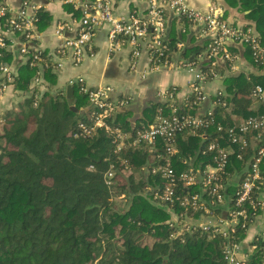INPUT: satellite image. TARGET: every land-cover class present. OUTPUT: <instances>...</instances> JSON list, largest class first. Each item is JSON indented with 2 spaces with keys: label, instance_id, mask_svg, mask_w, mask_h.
Listing matches in <instances>:
<instances>
[{
  "label": "trees",
  "instance_id": "obj_1",
  "mask_svg": "<svg viewBox=\"0 0 264 264\" xmlns=\"http://www.w3.org/2000/svg\"><path fill=\"white\" fill-rule=\"evenodd\" d=\"M225 1L246 11L258 41L264 44V0ZM40 12L37 24L43 26L49 17ZM0 28H8L5 16L0 17ZM173 40L168 41L169 48ZM244 45L250 62L261 69L263 65L253 61ZM204 47L205 40L186 47L181 54L196 57ZM38 51L47 60L45 52ZM10 58L9 51L0 48V63L7 64ZM50 64L46 61L43 67L46 85L35 106L32 98L37 87L29 85L36 67L27 60L18 67L11 86L26 94L15 108L3 113L0 122V264H224L221 235L209 237L199 229L175 233L170 225L173 212L198 218L200 211L183 210L178 203L161 207L152 200L149 187L160 184L161 179L144 170L161 162L156 154H163L164 142L131 144L135 130L152 122L156 109L169 103L148 99L132 121L127 119V109L105 117L110 130L118 128L128 136L119 149L113 134L102 126L94 127L87 136H73L78 123L91 126L96 109L77 86L72 87L71 97L61 89H52L56 77ZM207 68L202 65L203 70ZM255 85L264 90V71L226 76L222 94L199 106L191 104L189 96L186 105L175 99L178 113L198 115L205 122L193 134L186 129L175 136L177 153L170 157L175 172L187 169L183 160H191L193 166L211 160L203 151L208 142L217 140V124L226 128L264 110L253 96ZM260 144L255 142L251 149L233 143L241 158L231 156L226 172L232 165L238 170L249 162ZM109 167L114 181L110 189L103 181ZM260 175L264 178V156ZM262 182L256 183L249 200L257 201ZM114 198L124 200V206L119 207ZM246 208L247 226L258 209L249 204ZM211 211L221 214L217 209ZM239 224L234 225L236 241L245 230ZM253 243L255 251L242 264H264V238L256 237Z\"/></svg>",
  "mask_w": 264,
  "mask_h": 264
},
{
  "label": "built area",
  "instance_id": "obj_2",
  "mask_svg": "<svg viewBox=\"0 0 264 264\" xmlns=\"http://www.w3.org/2000/svg\"><path fill=\"white\" fill-rule=\"evenodd\" d=\"M64 1L71 5L78 13V17L73 26L69 23H55L54 33L57 36H60L64 30L70 29V26L73 31V35L63 38L55 49L54 54L57 57L66 54L72 65L79 64L87 54L92 53V39L95 33L104 29L109 51L127 49L131 67L140 55L144 54L154 65H169L173 61L178 67L187 70L191 74L188 93L180 100L176 99L185 105L189 102L188 96L192 98L193 105L199 106L208 101L209 97L203 93V85L216 75L217 60L229 62L234 58L231 49L235 43L246 44L253 61L264 65V44L258 41L249 28L224 20L222 9L214 2L208 3L207 7L201 10L189 7L186 0H135L138 5L135 9L117 13L113 0ZM3 16L8 28H0V48L6 49L8 46V43H5L4 33H12L26 39L33 37L38 11L32 2L22 0L20 5L12 10L4 5V0H0V17ZM171 18L178 25V31L185 33L183 27L179 29V26L185 25V28L191 29L192 34L197 38L198 34L205 37V47L196 57L182 56L181 53L187 45L180 40L179 36L172 41L171 48L168 47V41L171 39L167 37L166 31L168 19ZM20 52L26 56L30 66L36 67L32 79L33 86L37 87V92L32 98V105L35 106L46 85V81L42 78L45 62L51 63V70L59 68L62 63L53 62L50 56L46 60L39 55L38 50L30 51L23 45L20 47ZM202 65L208 68L203 70ZM14 78L15 74L10 72L7 64L0 63V97L4 89L11 86ZM68 83L77 86L78 92L84 93L89 105L96 109L91 126L78 123L73 136H87L94 127L102 126L113 134L116 140L115 148L119 149L128 136L118 128L110 130L104 119L114 113L118 107L125 105L126 100H117L112 88L107 85L89 88L80 78L70 80ZM221 94L222 90L218 89L212 96ZM155 96L169 104L166 107H158L153 121L136 129L131 140L132 145L139 143L154 145L160 140L164 142L163 154H156V158L161 162L153 166L150 171L144 170L146 174H156L161 179L160 184L149 187L152 200L159 206L168 207L178 203L183 210L209 213L227 198L232 205L228 207L225 218H220L219 215L204 218L201 214L197 218L192 213L186 216L184 213L173 212L174 218L169 222L175 233L199 229L207 233L209 237L214 234L221 235L224 264L235 263L238 241L235 239L234 225L238 222L242 229L246 228L248 204L251 208H260L259 200H249V196L256 183L264 181L260 175L264 156V110L255 115L239 118L233 125L226 128L217 124L215 128L219 133L217 140L208 142L203 151L211 160L199 170L190 165V162L187 164L188 160H183L188 165L187 169L175 172L170 164V157L177 153L175 136L186 129L193 134L194 130L204 126L205 122L198 115L178 113L172 91L159 89L155 92ZM253 96L264 106V90L259 85L254 86ZM3 113L0 110V122L3 119ZM206 114H210V111L207 110ZM258 141H261V144L251 155L250 161L245 164L241 179L235 183L236 188L231 199V195L226 193V183L229 180L226 168L230 165L231 156L237 160L241 158V153L232 145L238 144L240 148L249 145L252 149L254 145L250 143ZM103 181L109 189L113 185L111 167L104 172ZM180 190L183 192H179ZM254 215L253 213L252 216ZM261 238H264V231Z\"/></svg>",
  "mask_w": 264,
  "mask_h": 264
},
{
  "label": "crops",
  "instance_id": "obj_3",
  "mask_svg": "<svg viewBox=\"0 0 264 264\" xmlns=\"http://www.w3.org/2000/svg\"><path fill=\"white\" fill-rule=\"evenodd\" d=\"M21 1L4 0V5L15 10ZM29 1L36 6L37 11L46 13L49 20L46 25L39 26L37 24L33 37L28 39L20 38L19 35L12 33H4V37L8 41L6 50L11 55L7 67L13 74L16 75L18 67L27 60L26 56L20 52L21 45L25 46L28 50L44 51L47 57L50 56L52 58L53 62L60 61L62 63L59 68L55 70L50 69L56 77L52 89H61L65 92L66 86H69L72 90V87L76 88V86L69 84L68 81L76 78H80L84 85L89 88L99 85L110 86L115 95L127 97L125 105L118 107L116 111L127 109L129 111L127 116L129 121L134 120L140 115L141 107L146 100L156 99L160 101L155 96V92L159 89L167 90L170 86L175 87L177 90L174 92V98L179 100L188 93V83L191 79V74L187 70L178 67L173 61L169 65H154L144 54L140 55L133 67H131L127 49L122 48L116 51H109L104 29L95 33L92 39V53L87 54L79 64L72 65L66 54L57 57L54 51L63 38L73 35L71 26L77 21L78 13L64 0ZM113 2L114 9L117 13H125L138 6L135 0H113ZM210 2L216 3L222 9V17L224 20H228L238 26L247 27L256 35L253 22L245 16L246 11L239 10L237 6L229 5L225 0H202L201 3H197L195 0H186V4L189 7L201 10L205 9ZM56 22L69 23L71 24L70 29L64 30L60 36H57L54 33V25ZM167 23V37L173 40L179 36L181 38L180 40L187 45L186 47L202 44L203 40H205V37L199 34L197 38V36L192 34L191 29L185 28V25L179 26V29L184 28L185 33L178 31V25L172 18L168 19ZM231 51L234 58L229 62L217 60L215 66L216 75L204 83L203 93L206 96L211 97L218 89L223 91V79L226 76L264 71V65L258 70L257 66L255 67L250 62L248 50L243 43H235ZM29 86L33 87L32 81ZM25 94L18 90H13L12 86L6 87L0 97V110L5 112L8 109L15 108L16 104L23 99ZM253 107H256L255 103ZM254 143L250 144L253 146ZM189 162L192 165V161L188 160L187 164ZM205 165L198 164V166H192L199 170L203 169ZM244 166L242 165L240 169L236 170L232 165L231 171L227 170L229 180L226 183V193L228 195L234 192L235 183L238 180L239 173L243 171ZM262 183L263 187L257 192L260 208L246 226L242 238L238 241L236 262L232 264H242L243 261L250 258L256 249L253 243L254 239L256 237H262V231H264V181ZM228 207L229 200L226 198L220 206L213 209L220 210V218H225ZM200 214L204 218L219 215L213 213L211 210L209 213L202 212ZM173 218L172 215L170 220Z\"/></svg>",
  "mask_w": 264,
  "mask_h": 264
},
{
  "label": "rangeland",
  "instance_id": "obj_4",
  "mask_svg": "<svg viewBox=\"0 0 264 264\" xmlns=\"http://www.w3.org/2000/svg\"><path fill=\"white\" fill-rule=\"evenodd\" d=\"M195 1H197V3H198V2H200V3L202 2V0H195ZM144 173H145V172H144ZM113 200H114V202H115L117 205H119V207H120V206H121V207L124 206V205H123V201H124V200H121V199H119V198H114Z\"/></svg>",
  "mask_w": 264,
  "mask_h": 264
},
{
  "label": "water",
  "instance_id": "obj_5",
  "mask_svg": "<svg viewBox=\"0 0 264 264\" xmlns=\"http://www.w3.org/2000/svg\"><path fill=\"white\" fill-rule=\"evenodd\" d=\"M71 94H72L71 88L69 86H66V88H65L66 97H71Z\"/></svg>",
  "mask_w": 264,
  "mask_h": 264
}]
</instances>
